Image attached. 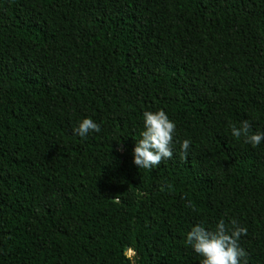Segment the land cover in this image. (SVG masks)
Here are the masks:
<instances>
[{"label": "trees", "instance_id": "16d2710c", "mask_svg": "<svg viewBox=\"0 0 264 264\" xmlns=\"http://www.w3.org/2000/svg\"><path fill=\"white\" fill-rule=\"evenodd\" d=\"M160 109L173 157L139 169ZM84 118L100 132L76 134ZM244 119L264 132V0H0V264H200L186 234L221 218L264 264Z\"/></svg>", "mask_w": 264, "mask_h": 264}, {"label": "clouds", "instance_id": "9594fccd", "mask_svg": "<svg viewBox=\"0 0 264 264\" xmlns=\"http://www.w3.org/2000/svg\"><path fill=\"white\" fill-rule=\"evenodd\" d=\"M231 135L244 143L250 144L253 148L264 141V132H253L252 124L248 119L240 122L239 126L229 125ZM101 127L91 118H84L78 122L74 132L81 137L87 136L90 132H100ZM176 132V124L163 110L143 112V130L140 131V138L133 149V162L139 169L152 170L164 160L173 157V136ZM190 140L184 139L180 143L179 156L182 160L187 159L190 148ZM169 190L171 184H167ZM161 191L164 186H161ZM114 202H119L116 196ZM188 207L191 206L189 202ZM247 234V228L238 224L235 219L227 222L221 218L214 228H206L203 223L195 224L187 232L184 243L190 246L193 251L202 257L200 264H248L247 252L241 247L239 241L242 235ZM132 254H129V259ZM134 264V262H133Z\"/></svg>", "mask_w": 264, "mask_h": 264}, {"label": "rangeland", "instance_id": "374dc122", "mask_svg": "<svg viewBox=\"0 0 264 264\" xmlns=\"http://www.w3.org/2000/svg\"><path fill=\"white\" fill-rule=\"evenodd\" d=\"M126 254L129 255V254H132V252L128 250V251L126 252Z\"/></svg>", "mask_w": 264, "mask_h": 264}]
</instances>
